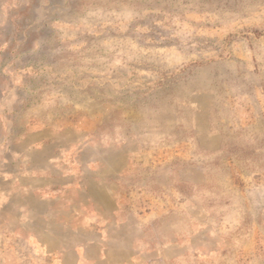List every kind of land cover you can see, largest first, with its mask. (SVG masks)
I'll use <instances>...</instances> for the list:
<instances>
[{
  "label": "rangeland",
  "instance_id": "obj_1",
  "mask_svg": "<svg viewBox=\"0 0 264 264\" xmlns=\"http://www.w3.org/2000/svg\"><path fill=\"white\" fill-rule=\"evenodd\" d=\"M0 264H264V0H0Z\"/></svg>",
  "mask_w": 264,
  "mask_h": 264
}]
</instances>
